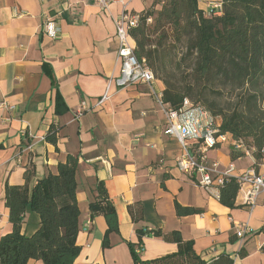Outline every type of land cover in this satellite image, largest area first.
Here are the masks:
<instances>
[{"label": "crops", "instance_id": "crops-1", "mask_svg": "<svg viewBox=\"0 0 264 264\" xmlns=\"http://www.w3.org/2000/svg\"><path fill=\"white\" fill-rule=\"evenodd\" d=\"M152 1L127 0L126 11L139 15ZM213 1L198 0L204 16ZM121 9L115 4L103 11L94 0H0V102L13 107L10 112L0 108V238L11 231L5 185H23L25 172L32 170V188L56 174L57 164L67 156H75L80 253L73 264H133L127 243L137 242L136 226L127 206L136 202H141L144 218L137 227L178 232L184 241H192L194 252L206 262L226 254L234 264H264V193L248 207L238 192L235 208L229 209L175 168L184 152L176 139L163 134L165 118L153 95L162 94L160 81L152 89L111 84L108 98L96 106L108 80L118 74L113 19ZM45 19L56 24L57 36L50 28L48 34L43 32ZM56 94L62 101L57 107ZM81 102L89 111L76 117ZM50 126L57 129L55 147L45 140ZM192 145L186 143L188 154ZM253 152L233 151L228 142L207 156L218 163L220 172L232 164V177L264 174V158L254 166ZM99 182L118 222V233L108 236L106 249L105 220L89 214ZM175 204L200 212L178 216ZM237 225L251 230L242 241L235 236ZM38 226L39 217L27 208L21 233L30 236ZM176 251V244L149 236L143 239L139 258L149 261Z\"/></svg>", "mask_w": 264, "mask_h": 264}, {"label": "trees", "instance_id": "trees-1", "mask_svg": "<svg viewBox=\"0 0 264 264\" xmlns=\"http://www.w3.org/2000/svg\"><path fill=\"white\" fill-rule=\"evenodd\" d=\"M221 15L204 16L198 0H153L139 14L138 25L130 31L134 55L144 60L156 80L164 87L162 102L178 110L187 100L201 107L213 119L219 134H229L246 148H253L255 165L264 158V0H221ZM149 20V22H148ZM44 70L49 75L50 71ZM180 78L171 80L170 71ZM56 107L62 101L55 97ZM218 121V125H217ZM45 140L56 146L57 129L50 126ZM78 158L67 156L58 163L56 174H49L30 188L33 171L24 174L21 186L4 187L5 208L10 233L0 238V264H73L80 253L76 237L80 231V213L76 202L75 174ZM239 192L237 179L227 178L219 188V202L235 208ZM95 200L89 205L90 218L100 215L106 223L102 248H109L108 236L118 233L114 207L104 185L95 188ZM39 217V226L30 236L21 233L26 209ZM137 242L127 243L133 264H234L222 254L206 262L196 255L192 241H184L178 232L163 233L142 223L143 206H127ZM178 216L200 211L175 204ZM173 243L172 254L142 261L145 237ZM240 257L245 256L241 251Z\"/></svg>", "mask_w": 264, "mask_h": 264}, {"label": "built area", "instance_id": "built-area-1", "mask_svg": "<svg viewBox=\"0 0 264 264\" xmlns=\"http://www.w3.org/2000/svg\"><path fill=\"white\" fill-rule=\"evenodd\" d=\"M103 11H107L111 5L119 4L121 13L113 19L115 27V39L118 43L116 62L118 74L108 80L105 93L96 103L101 105L108 98V91L113 84L117 88H127L136 84L147 85L150 89L156 81L152 71L145 65L144 60L136 59L134 55V43L130 37V31L138 25L139 15L128 14L126 11L127 0H94ZM208 15L219 16L222 11L221 0H214L209 7ZM149 22V20H148ZM49 28L52 35H58L56 24L48 19L43 23V32L48 34ZM165 118L163 134L177 140L184 155L176 158L175 168L182 174L188 175L193 182L210 197L219 198V188L223 186L227 178L232 177L234 166L230 164L226 171H218V163L208 159V152L218 145L230 143L233 151H254L246 148L239 140H234L229 134H219L214 127V119L201 107H194L187 100L178 110L169 108L162 102V94L154 93ZM0 108L10 112L13 107L4 101L0 102ZM85 102L80 103L76 117L88 112ZM10 119H5L8 122ZM191 142L192 149L187 153L186 143ZM264 152V151H262ZM239 184V192L242 193L244 205L253 207L257 196L264 193V174L245 172L233 177ZM251 234L247 225H237L235 236L238 240H244Z\"/></svg>", "mask_w": 264, "mask_h": 264}, {"label": "rangeland", "instance_id": "rangeland-1", "mask_svg": "<svg viewBox=\"0 0 264 264\" xmlns=\"http://www.w3.org/2000/svg\"><path fill=\"white\" fill-rule=\"evenodd\" d=\"M169 74L172 76L171 77V80L172 81H177L178 78H180V75H179V73L176 72V70H174V72L173 71H170Z\"/></svg>", "mask_w": 264, "mask_h": 264}]
</instances>
